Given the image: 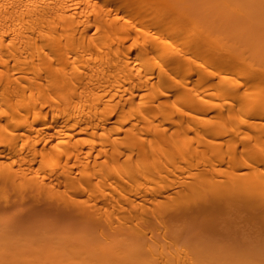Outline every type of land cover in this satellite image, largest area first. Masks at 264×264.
Here are the masks:
<instances>
[{"label":"bare ground","instance_id":"6f19581e","mask_svg":"<svg viewBox=\"0 0 264 264\" xmlns=\"http://www.w3.org/2000/svg\"><path fill=\"white\" fill-rule=\"evenodd\" d=\"M25 185L143 226L0 232V264H264L226 228L176 231L264 215V0H0V189Z\"/></svg>","mask_w":264,"mask_h":264},{"label":"rangeland","instance_id":"374dc122","mask_svg":"<svg viewBox=\"0 0 264 264\" xmlns=\"http://www.w3.org/2000/svg\"><path fill=\"white\" fill-rule=\"evenodd\" d=\"M9 185V184H8ZM8 188L6 189V192L4 191H2L3 189H0V198H1V196H3V194H6V196H8L9 195V197H8V200L10 201V202H8L7 203V201H5V199H3L4 201H2V198H1V200H0V232H2L4 235H8V236H15V237H29V238H36V237H38L37 239H41V240H44V241H48L49 243H51V242H53V241H56V240H64L65 241V239H69V240H73V239H78V236L79 237H81V239L84 237V238H89V239H91V240H94V241H98L100 238H103V239H105V238H107V239H109V237L110 238H112L113 236H114V234H115V232H113L114 230L115 231H120V230H124V231H126L127 232V228H126V226H128V225H125V223L126 224H129V227H130V224H133V226H134V224L135 223H133V222H131L132 220H130L129 218L130 217H127L126 218V216H124L122 213H117V212H113L111 209H108L107 211L105 210L104 211V209H101V211L100 210H98V209H100L99 207H98V204H95V203H97V202H95V200L92 198V200H90L89 198H88V200L87 201H90L91 202V204H92V207L94 208H92L93 210H95V211H98V215H100V221H95V219H97V218H92L91 216H93L94 215V213H97V212H92L93 210L91 209V207H87V208H82V210L84 211V209H86V214H85V212L83 213V211L80 209V208H77L76 206V208L74 207V203L72 202V205L71 206H69V204H71L70 202H69V204L67 203V202H65V200H67L66 198H64L63 196L61 197V196H56V195H53V194H51V195H45V194H41V195H35V199H33L32 197H31V192H30V195H26V193L27 192H29V188L25 185V187H26V190H25V187L22 189V190H25V193H24V191H22V190H18V189H13L12 187H10V186H7ZM12 190H11V189ZM16 191V192H15ZM19 191H21V192H23V195H24V197L26 198H28V200H27V198L23 201L22 199H20L19 197H18V194L20 193ZM27 191V192H26ZM31 191V190H30ZM14 192H15V194H14ZM3 193V194H2ZM16 195H17V197H16ZM5 196V195H4ZM4 196H3V198H4ZM15 196V197H14ZM31 197V198H30ZM36 197H38V200H37V198ZM51 197V198H50ZM84 199H87V197L85 196V197H83ZM83 198L81 197V199H80V202H82V200H83ZM49 199V200H48ZM79 199V198H78ZM193 199H194V201H196V203H198V201H200V200H198L199 198H191V200L193 201ZM62 200V201H61ZM64 200V201H63ZM190 200V202L188 203V206L190 205V203H193L192 201ZM198 200V201H197ZM12 201V202H11ZM16 201V202H15ZM23 201V202H22ZM85 201V200H84ZM7 204V205H5V203ZM45 202H46V204H45ZM63 202H65V204L63 203ZM90 202H89V205H90ZM78 203V202H77ZM85 203H87V202H85ZM85 203H82V205L80 206V205H78V207L80 206V207H85L84 205H85ZM170 203H173L174 204V206L173 207H175L176 206V204H175V202H170ZM168 204V205H170V207H172L171 206V204ZM10 204V205H9ZM12 204V205H11ZM57 204H58V206H57ZM67 204V205H66ZM88 204V203H87ZM64 205V206H63ZM192 205H194V203L193 204H191V206ZM54 206V207H53ZM64 208H63V207ZM69 206V207H68ZM87 206V205H86ZM72 207L73 208H75V209H73V211H71L72 210ZM69 208V209H68ZM80 209V210H79ZM88 209H91L90 210V214H89V211H88ZM74 210H77L76 212L74 211ZM81 211V213H79V211ZM112 212H113V214H112ZM258 213L260 212V210H258L257 211ZM78 213L81 215L82 213L84 214V216H86V217H88V215L91 217L90 219L88 218H83V215H81L82 216V218H81V216L80 215H78ZM104 213V214H103ZM257 213V214H258ZM93 214V215H92ZM102 214H103V216H104V218H106V219H110L109 221L108 220H106V219H104V218H102L103 216H102ZM255 213H253V215H254ZM257 214H255V215H257ZM74 215V216H73ZM118 217H117V216ZM241 215V214H240ZM79 216V217H78ZM95 217L97 216L96 214L94 215ZM102 216V217H101ZM123 216H124V219H123ZM242 216V215H241ZM241 216H239L238 215V217H240L241 218ZM76 217H78V218H76ZM243 217V216H242ZM219 219H220V217H218ZM218 218H214V217H212V218H208L207 216L205 217V216H202V217H200L199 219H197L195 222H193L192 220H191V218H189V219H187L186 220V222H181L182 223V225L180 224H178L179 226L177 227L178 229L176 230L177 232H178V236L179 237H181V234H182V239H180L181 240V243H180V245H183L182 243H186V240H187V244H193V242L192 241H195L196 240V238L198 237V238H200L199 237V235H201L202 233V231H206L208 228H211L213 225V228L214 229H216V231H218V233H222L223 235L222 236H219V235H217V233H215L214 232V229H212L211 228V230H213L212 232H214V233H210V232H208V231H210L209 229L207 230V233L205 232H203L204 234H206V236L207 235H209V236H207V237H210L209 239H211V235H212V237L214 238L216 235L218 236H216L215 237V243H223V241L222 242H220V240L221 239H223L222 237H224V242H225V240H226V236H227V239H228V236H230V241H229V239H228V241L231 243V241L234 243V244H236L234 241H238V243L240 244H243V245H241V247L240 248H242V247H244V248H242L243 249V251H245L246 249L247 250H249V251H251V252H258L259 253V251H260V253L262 252V253H264V239H262V240H257V232H258V230H260L261 229V227H260V224L264 221V215H260L259 217H257L256 218V220H258L257 221V223L258 224H256V223H253V222H255V221H251L249 218V221L250 222H248L247 221V219H246V217H243L244 218V220H242V218L241 219H237V217H235V221H234V226L233 225H231V226H233L232 228V230L230 229V225H228V228L230 229L229 231H228V229H227V227H226V225H227V221L225 220V222L226 223H224V220L222 219V217H221V219H222V221L223 222H221V223H219L220 225H216L217 226V228L215 227V224H212L213 223V219H215L214 220V222L216 221V219H218ZM94 220L95 221V223L93 222V221H91V220ZM105 221H104V220ZM119 219H120V222H119ZM128 221H127V220ZM209 219V220H208ZM217 220L216 222H218V221H220V220ZM254 218H252V220H253ZM260 219V220H259ZM101 220H103V222H107V223H105L106 225L104 226V228H103V222L101 221ZM121 220H123V221H121ZM129 220H130V222H129ZM188 220H190V221H188ZM86 221H88V222H86ZM112 221V223L113 224H111V227L109 228V226H110V222ZM124 221H126L125 223H124ZM247 221V222H246ZM91 222H93L94 223V225L93 226H91L90 224H91ZM116 222V223H115ZM123 222V223H122ZM129 222V223H128ZM215 222V223H216ZM237 222V223H236ZM260 222V223H259ZM84 223V224H83ZM86 223H87V225H86ZM98 223V224H97ZM121 223V224H120ZM140 223V222H139ZM154 223H155V225H157V226H155V225H153L154 227H155V229H154V232H157V231H160L161 229H162V227H163V225H161V223L160 222H158L157 223V221H155L154 220ZM186 223V224H185ZM224 223V224H223ZM246 223V225H242V224H245ZM249 223V224H248ZM95 224H97V225H95ZM109 224V225H108ZM183 224H184V226H183ZM192 224V225H191ZM204 226H202V225ZM222 224V225H221ZM230 224V223H229ZM90 225V226H89ZM113 225H121L120 227L118 226H113ZM188 225V226H187ZM248 225V227H247V229L245 230V228H246V226ZM84 226V227H83ZM86 226V227H85ZM95 226V227H94ZM122 226H123V228H122ZM125 226V227H124ZM139 227L141 226H143V224L142 223H140L139 225H138ZM138 226H136V224H135V229H136V227H137V229H139V227ZM206 226V227H205ZM208 226H211V227H208ZM221 228H220V227ZM224 226V227H223ZM153 227V228H154ZM159 227V230L157 229ZM160 227H161V229H160ZM204 228V229H203ZM219 228V229H218ZM226 228V229H225ZM244 228V229H243ZM75 229V230H74ZM82 229V230H81ZM92 229V230H91ZM97 229H100L99 230V232L101 233V231L103 232V236L105 237H102V236H100V234H98L97 236H93V234H95V232H96V230ZM103 229V230H102ZM107 229V230H106ZM157 229V230H156ZM175 229V228H174ZM227 230V232L230 234V235H226L225 236V234H227V233H223L222 232V230ZM83 230H85L84 231V234H81L82 232H83ZM87 230V231H86ZM106 230V231H105ZM111 230H113V231H111ZM156 230V231H155ZM182 230V231H181ZM221 230V231H220ZM7 231V232H6ZM199 231H200V233L201 234H199ZM92 232V233H91ZM98 232V230H97V232L96 233H99ZM162 232V230L160 231V232H157L158 234L159 233H161ZM173 232H175L174 230H173ZM177 232H175V233H177ZM224 232H226V231H224ZM79 233H80V235H79ZM92 234V235H88V234ZM108 234V235H106V234ZM112 233V234H111ZM114 233V234H113ZM157 233H155V237H156V235H157ZM174 233V234H175ZM181 233V234H180ZM209 233V234H208ZM33 234V235H32ZM110 234V235H109ZM214 234H216V235H214ZM67 235V236H66ZM74 235H76L75 236V238L74 237H70V236H74ZM85 235H87V236H89V237H87V236H85ZM101 235H102V233H101ZM194 236V240H192L193 239V237H192V239H191V237L190 238H185V236ZM5 236V237H6ZM32 236V237H31ZM65 236V237H64ZM94 238H93V237ZM98 236L100 237L98 240L96 239V238H98ZM112 236V237H111ZM169 236H171V235H169ZM177 236V235H176ZM177 236V237H178ZM196 236V237H195ZM202 236H204L203 234H202ZM206 236H204V238L206 237ZM12 237V238H13ZM60 237V238H59ZM96 237V238H95ZM125 237H127V236H125ZM129 238H130V236H128ZM157 237H160L159 239H161V236H159V235H157ZM156 237V238H157ZM179 237H178V240H179ZM232 237L234 238V240H231L232 239ZM243 237V238H242ZM7 238H11V237H7ZM44 238V239H43ZM71 238V239H70ZM183 238H185L184 239V241H183ZM245 238L247 239V241H245ZM80 239V238H79ZM103 239H101V240H99V242L101 241L102 242V240ZM158 239V238H157ZM201 239V238H200ZM199 239V240H200ZM202 239H203V237H202ZM208 239V241H210L211 242V240H212V242L214 241L213 239H211V240H209ZM69 240H66V241H69ZM162 240V239H161ZM199 240H197V241H199ZM204 240V239H203ZM217 240V241H216ZM183 241V242H182ZM201 241V240H200ZM199 241V242H200ZM205 241V240H204ZM206 241H207V239H206ZM207 241V242H208ZM258 241H261L260 242V244H258L257 242ZM100 242V243H101ZM104 242H106V240H104ZM104 242H102V243H104ZM190 242V243H189ZM244 242H246V243H244ZM226 243V242H225ZM228 243V242H227ZM226 243V244H227ZM224 244V243H223ZM154 247V246H153ZM156 247V246H155ZM246 248V249H245ZM158 249V248H157ZM160 250V248L158 249V252H160L159 251ZM145 250H143V252H144ZM140 252H142V251H139V253ZM142 252V253H143ZM157 251H155V253H158ZM142 253L141 254H139V255H142ZM261 253V254H262ZM144 254V253H143ZM145 254H147L148 255V253H145ZM261 254H259V255H261ZM146 255V256H147ZM264 254H262V256H263ZM142 257H143V255H142ZM148 258H150L149 256H147ZM258 257V256H257Z\"/></svg>","mask_w":264,"mask_h":264}]
</instances>
